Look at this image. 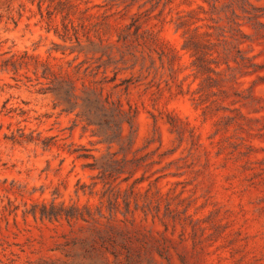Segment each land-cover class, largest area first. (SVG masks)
<instances>
[{
  "label": "rangeland",
  "instance_id": "1",
  "mask_svg": "<svg viewBox=\"0 0 264 264\" xmlns=\"http://www.w3.org/2000/svg\"><path fill=\"white\" fill-rule=\"evenodd\" d=\"M80 1L102 39L52 61H83L110 125L0 70V264H264V0ZM45 26L0 0V50L71 44ZM19 128L51 144L7 138ZM51 201L91 214L25 212Z\"/></svg>",
  "mask_w": 264,
  "mask_h": 264
},
{
  "label": "trees",
  "instance_id": "2",
  "mask_svg": "<svg viewBox=\"0 0 264 264\" xmlns=\"http://www.w3.org/2000/svg\"><path fill=\"white\" fill-rule=\"evenodd\" d=\"M30 3L35 4L37 11L40 15V20L45 21L46 30H53V33L65 42H70L69 46L57 47V43L49 48V54L47 57H42L37 53L29 52L27 49L21 52H11L8 50H0V70L10 73V76L18 81L20 75L24 74L29 77L28 72H32L36 79L43 78V81L39 80L41 86L40 91L53 92L59 101H63L67 104L68 109H74L77 106L82 108V114L85 116L89 123H95L101 126H109L110 121L107 116V110L102 104V88L100 85L95 84L99 80H92L90 84H87L86 70L82 69V62L79 61L71 67L69 62L64 65L63 62H53L55 56L53 51L60 50L63 56L70 54L74 51H81L83 49L82 41H87L90 44L95 42L93 36L102 39L98 29H93L91 34L90 27L84 23V16L79 14L80 0H28ZM56 16H60V25H52V21ZM89 15L85 18L88 19ZM109 27L108 22L105 23ZM125 29V30H124ZM127 29V30H126ZM111 34V33H109ZM128 28H122L116 31L117 40L126 42L128 39ZM132 34L138 35L137 30ZM11 52V53H10ZM62 56V57H63ZM78 55L72 59H76ZM23 70V72H21ZM80 83V93H77V83ZM100 82H102L100 80ZM124 120V119H123ZM125 120L130 124L131 118L127 116ZM115 128L113 129V135H108L109 140H113L119 135L120 123L115 120ZM19 130H21L19 128ZM14 142L23 141H35L40 142L43 146H49L50 138L45 136L40 138L32 137L30 134H25L23 130L18 133L12 132L10 136H7ZM112 162L104 163L102 165V171L112 172L116 170L112 166ZM116 192V191H115ZM94 193V191H90ZM105 193L99 195L100 201L104 202ZM117 196L108 197V207L114 206L118 202ZM125 205L128 202L124 199ZM27 213H31L34 217L39 215L41 218L49 219H77L86 218V214L90 215L91 210L89 205L80 207L78 204H66L64 201L55 203L51 201L49 204L46 202L33 203L32 206L25 210Z\"/></svg>",
  "mask_w": 264,
  "mask_h": 264
}]
</instances>
